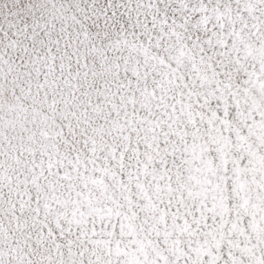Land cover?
<instances>
[{
	"label": "snow or ice",
	"instance_id": "6c2138e0",
	"mask_svg": "<svg viewBox=\"0 0 264 264\" xmlns=\"http://www.w3.org/2000/svg\"><path fill=\"white\" fill-rule=\"evenodd\" d=\"M79 7L16 0L14 21L0 25V44L5 45L0 88L16 96L25 77L35 75L39 87L56 73L63 79L49 36L68 12L87 29L93 46L142 49L143 59L123 55L115 65L121 91L127 93L116 111L126 122L131 113L137 125L127 137L130 144L139 141L137 164L130 171L122 165L118 179L103 167L98 153L114 132L103 117L86 131L71 123L54 124L49 150L33 152L27 160H22L24 149L10 140L7 150L6 133L0 135V211L5 204L9 209L0 215V235L7 231L5 219L15 221L19 230L28 212L39 223L42 210H62L69 224L83 219L88 225L84 232L77 229L81 243L76 250L71 241L65 248L63 234L51 228L29 231L28 258L12 260L0 252V264H264V0H229V17L220 16L219 23L208 9L220 13L222 6L205 0L203 19L199 13L186 16L180 27L148 39V45L162 49L158 52L138 41L142 34L132 20L133 12L138 18L163 5L90 0V14L83 20ZM83 116L81 123L88 125V114ZM18 166L27 170L24 175ZM17 176L33 183L26 202L5 196L6 191L11 195ZM41 186L47 188L44 204L36 194ZM225 212L228 220L221 223ZM237 213L244 225L241 235L254 237L257 251L244 255L249 250L241 247L240 255L222 251L217 256L204 238L217 229H235ZM97 214L106 215L107 223L97 226ZM138 233L146 242L136 238Z\"/></svg>",
	"mask_w": 264,
	"mask_h": 264
},
{
	"label": "clouds",
	"instance_id": "9594fccd",
	"mask_svg": "<svg viewBox=\"0 0 264 264\" xmlns=\"http://www.w3.org/2000/svg\"><path fill=\"white\" fill-rule=\"evenodd\" d=\"M52 0H41V3H51ZM99 0H92L97 3ZM118 3L125 5H135L139 2L147 3L148 0H117ZM16 0H0V25H7L14 21L11 15ZM57 5L63 4L65 8L69 5L80 7L76 9L79 17L83 20L90 14V0H55ZM153 5L159 3L163 7L158 10L154 7L141 13L136 18L133 12L132 23L136 25L138 33V41L144 42L145 47L151 48V52L162 51L147 44L149 38L157 40L156 33H162L171 30L174 27H180V21L186 16L191 17L195 14H201L205 6V0H151ZM212 4V0H207ZM221 5L220 13L208 9L210 18L216 19L219 23L220 16L229 17L228 3L229 0H216ZM89 5V12L84 11V6ZM125 13L127 9H124ZM139 11V9H137ZM67 20L54 28L49 36L54 46L52 56L58 65H63V79L61 73H56L49 77V83L44 87H39V82L35 75L31 78H23L20 87L16 89L18 95L13 96L10 93L5 94V90L0 88V135H4L5 148L9 151L8 141L19 148H23L22 160H27L33 152L49 150L47 146L52 144L54 137L50 135L51 127L56 123H71L80 131H86L93 124L101 123L100 117L105 121H111L114 128L113 135L108 137L101 146V152L98 155L103 158V167L108 169L110 174L117 175L124 169L131 170L137 164V156L134 141L130 144L127 138L137 128L132 123L131 113L129 120L126 122L122 114H117L118 101L121 96H126L125 91H121L122 81L117 77V69L115 65L119 62L118 57L123 55L132 56L134 59H143L141 55L142 49L138 47L123 48L117 52L110 48H101L98 44L93 46L91 37H86L87 29L73 20L72 13H66ZM175 17V21H173ZM129 31H132L130 28ZM11 38H9L10 40ZM16 42H13V45ZM5 51V45L0 44V59ZM15 48L13 47V54ZM154 63V62H153ZM87 64V68L84 65ZM69 65L72 66V73L69 75ZM158 67V66H157ZM79 73L77 76L76 73ZM3 73L0 72V84H3ZM120 95H117V93ZM88 114L89 124H82L84 120L83 113ZM111 114V115H110ZM107 126V124H105ZM45 133H49L45 135ZM140 135V133H136ZM63 149V145H59ZM15 155V152H13ZM19 175H24L27 171L22 166H18ZM14 187H12L11 195L7 191L5 196L9 200L15 201L17 196L26 202L29 191L33 188V183H25L19 176L13 178ZM47 192L46 186H41L36 194L41 196V203H47L44 195ZM19 203V201H17ZM239 204V201L233 202ZM33 208L35 205L32 206ZM9 209L4 205V210L0 211V215H6ZM231 211V209H230ZM114 220V216L112 217ZM228 220V214L225 212L221 216V223ZM108 217L103 214H97L96 224L107 223ZM236 224V228L217 229L208 234L205 247H211L213 252L219 256L221 252H232L236 255L241 254V247L248 249L244 255H250L252 251H257L254 247L255 239L249 238L248 234L241 235V229L244 225L239 222V213L232 221ZM29 226H25V224ZM35 223V228L30 225ZM7 231L0 235V252L9 253L12 260L17 257L28 258L30 249L27 246V236L29 231H37L41 226L51 228L52 230L63 234V246L67 248L68 242L71 241V247L76 250L81 243L80 238L76 235L77 229L84 232L88 227L80 220L79 224L73 222L68 223V217L63 211L47 212L42 210V219L39 223L35 222L32 212L27 213V219L21 221V228H15V221H4ZM264 232V229H261ZM11 232V235L8 233ZM250 232V229H249ZM23 233V234H22ZM136 238L146 242L147 238L142 233H138ZM181 238V237H177ZM35 237L31 241L34 243ZM50 250V254L55 256V250L51 245L46 246Z\"/></svg>",
	"mask_w": 264,
	"mask_h": 264
},
{
	"label": "rangeland",
	"instance_id": "374dc122",
	"mask_svg": "<svg viewBox=\"0 0 264 264\" xmlns=\"http://www.w3.org/2000/svg\"><path fill=\"white\" fill-rule=\"evenodd\" d=\"M0 23H2V19H0Z\"/></svg>",
	"mask_w": 264,
	"mask_h": 264
}]
</instances>
